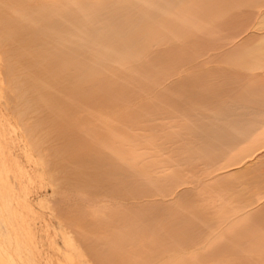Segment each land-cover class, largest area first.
Masks as SVG:
<instances>
[{
    "label": "bare ground",
    "instance_id": "bare-ground-1",
    "mask_svg": "<svg viewBox=\"0 0 264 264\" xmlns=\"http://www.w3.org/2000/svg\"><path fill=\"white\" fill-rule=\"evenodd\" d=\"M7 20L36 66L18 102L96 109L80 143L65 131L51 147L79 168L65 184L88 190L82 250L98 264H264V0H40ZM12 188L0 264H38Z\"/></svg>",
    "mask_w": 264,
    "mask_h": 264
},
{
    "label": "rangeland",
    "instance_id": "rangeland-1",
    "mask_svg": "<svg viewBox=\"0 0 264 264\" xmlns=\"http://www.w3.org/2000/svg\"><path fill=\"white\" fill-rule=\"evenodd\" d=\"M9 1L13 3L0 0V181H5L3 186L0 183V191L13 186L14 207L20 209L15 211L14 220L21 225L22 239L34 238L33 252L38 264H98L90 250L91 254L82 250L84 246L79 241L82 221L89 218L82 214L80 195L88 190L77 183L65 184L67 175L77 179L79 168L64 161L71 157L63 156V152L56 157L51 149L55 145L62 151L60 145L64 141L58 139V134L65 131L67 135L72 132L74 144L80 143L81 131L98 121L96 109L59 107L52 113L47 108L35 111L18 102L22 90L18 84L31 85L36 66L27 52L28 47L32 52L31 42L16 44L13 35L18 26L7 18L20 17V25L24 24L26 12L35 10L40 0ZM32 16L29 14V18ZM32 33L30 30V37ZM87 115L93 120H88ZM70 235L73 238L69 243Z\"/></svg>",
    "mask_w": 264,
    "mask_h": 264
}]
</instances>
